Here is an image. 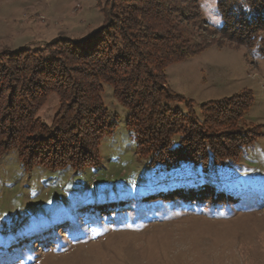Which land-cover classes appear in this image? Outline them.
<instances>
[{
    "label": "rangeland",
    "instance_id": "1",
    "mask_svg": "<svg viewBox=\"0 0 264 264\" xmlns=\"http://www.w3.org/2000/svg\"><path fill=\"white\" fill-rule=\"evenodd\" d=\"M187 1L164 0L162 7L175 11L183 7L189 14L193 6ZM218 1L226 0H200L204 9ZM114 3L118 0H0V51L37 49L59 38L88 36L101 26ZM175 22L186 34L195 31L193 41L204 39L205 48L166 67V88L176 96L174 105L183 111L188 106L198 119L201 106L227 99L249 105L241 139L250 137L251 144L237 166L215 176L216 185L233 195L232 204L208 209L140 201L139 190L150 188L140 184L146 160L135 150L123 108L105 87L103 102L112 113L117 111L118 122L114 134L92 150L96 167L81 172L26 171L16 151H0V247L8 245L0 250V264H264V57L198 23L195 28L191 21ZM59 104L51 94L37 118L50 125ZM14 129L9 133L13 135ZM6 132L0 128V133ZM223 135L212 140L227 146L228 141L219 138ZM34 140H25L28 150ZM230 143L236 146V141ZM42 146L39 142L33 149L41 154ZM85 158L86 153L79 161ZM111 193L113 199L106 196ZM88 197L91 204H83ZM110 200L124 205L98 212L95 206H109ZM92 204L95 208L87 209ZM35 227L29 235L25 231ZM16 246L20 254H9Z\"/></svg>",
    "mask_w": 264,
    "mask_h": 264
},
{
    "label": "trees",
    "instance_id": "2",
    "mask_svg": "<svg viewBox=\"0 0 264 264\" xmlns=\"http://www.w3.org/2000/svg\"><path fill=\"white\" fill-rule=\"evenodd\" d=\"M163 1L118 0L88 36L59 38L37 49L0 51V128L7 131L0 133V151H16L26 171L71 168L81 172L96 167L92 150L114 134L118 122L117 111L112 113L103 102L107 87L124 110L125 127L133 135L137 154L146 160L140 184L150 188L139 190L140 201L208 209L231 205L233 195L216 185L215 176L237 166L251 144L250 137L241 139L249 105L227 99L201 106L198 119L188 106L183 111L174 105L176 96L166 88L165 69L205 48L204 39L193 41L195 31L186 34L176 19L185 24L191 21L195 28L200 24L213 35L255 49L264 57V0L218 1L209 9L200 0H191L189 14L183 7L164 9ZM51 94L60 104L51 124L45 125L36 112ZM210 111L213 115L208 117ZM218 134H224L219 138L228 141L227 146L212 140ZM28 139L34 140L33 147L42 143L41 154L26 148ZM85 153L88 158L80 162ZM114 195L106 196L113 199ZM90 199L83 204H91ZM119 203L110 200L109 206L95 207L105 213L124 205ZM36 229L25 231L29 235ZM12 251L20 254L17 246L9 254Z\"/></svg>",
    "mask_w": 264,
    "mask_h": 264
}]
</instances>
